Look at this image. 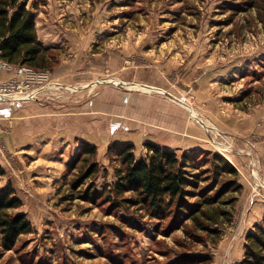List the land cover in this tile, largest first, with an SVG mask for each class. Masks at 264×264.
Wrapping results in <instances>:
<instances>
[{"label": "rangeland", "instance_id": "rangeland-1", "mask_svg": "<svg viewBox=\"0 0 264 264\" xmlns=\"http://www.w3.org/2000/svg\"><path fill=\"white\" fill-rule=\"evenodd\" d=\"M36 14L56 62L33 67L37 92L0 100V191L15 189L33 232L0 245V264H255L246 247L264 216V0H47ZM127 143L137 157L148 143L189 153L201 180L185 201H217L186 216L177 202L154 210L118 195L124 164L112 147Z\"/></svg>", "mask_w": 264, "mask_h": 264}, {"label": "trees", "instance_id": "trees-1", "mask_svg": "<svg viewBox=\"0 0 264 264\" xmlns=\"http://www.w3.org/2000/svg\"><path fill=\"white\" fill-rule=\"evenodd\" d=\"M46 3L47 0H0V57L3 60L34 68L54 66L55 56H49L52 47L44 45L36 26V10ZM148 147L149 152L144 157L136 156L133 143L112 147L124 164V168L118 170V178L114 183V190L118 195L135 192L141 199L149 201L154 210L161 207L164 209L177 202L182 207L181 213L186 216L192 212L205 213L204 208L217 201V197L213 199L208 195L202 199L203 204L198 205L199 208L191 209L190 206L193 205L185 199L193 193L191 187L195 189L201 180L199 174H192L187 170L195 163L192 156L189 153L178 156L175 151L154 143H148ZM87 149L89 152H96L95 148ZM217 157L223 162L222 170L237 174L236 169L225 158ZM95 170L92 167L90 172ZM5 172L0 165V176ZM81 182L78 179L75 184ZM236 187L239 189L241 185ZM227 189L229 186H224V190ZM22 205L23 200L13 187L0 191L1 246H12L22 235L33 232V224L27 213L16 210ZM247 240V261L264 264V216L262 223L256 224L255 230L248 233Z\"/></svg>", "mask_w": 264, "mask_h": 264}, {"label": "built area", "instance_id": "built-area-1", "mask_svg": "<svg viewBox=\"0 0 264 264\" xmlns=\"http://www.w3.org/2000/svg\"><path fill=\"white\" fill-rule=\"evenodd\" d=\"M7 68L16 69L18 76L16 75L6 80H0V100H17L20 99L21 96H28L37 92L36 90H32V87L35 85L34 80L38 77L36 69L28 65L14 67L11 63H8L0 57V71ZM27 91L31 92L27 93Z\"/></svg>", "mask_w": 264, "mask_h": 264}, {"label": "bare ground", "instance_id": "bare-ground-1", "mask_svg": "<svg viewBox=\"0 0 264 264\" xmlns=\"http://www.w3.org/2000/svg\"><path fill=\"white\" fill-rule=\"evenodd\" d=\"M113 80V79H112ZM115 81H117V80H115ZM119 83V82H118ZM130 86H132V87H138V88H140V89H142V91L143 90H145V91H148V90H150V89H152L153 88V86H151V85H147V84H141V83H135L134 85H130ZM87 87V86H86ZM70 88V87H69ZM77 88V87H76ZM132 90H134V89H132ZM155 90V89H154ZM153 91V90H152ZM163 91V90H162ZM160 92V91H159ZM165 93V92H164ZM195 110V109H194ZM194 114V116H196V114H195V112L193 113ZM199 118V117H198ZM203 124H205V123H203ZM205 126V125H204Z\"/></svg>", "mask_w": 264, "mask_h": 264}, {"label": "crops", "instance_id": "crops-1", "mask_svg": "<svg viewBox=\"0 0 264 264\" xmlns=\"http://www.w3.org/2000/svg\"><path fill=\"white\" fill-rule=\"evenodd\" d=\"M40 37V36H39ZM40 39H41V37H40Z\"/></svg>", "mask_w": 264, "mask_h": 264}]
</instances>
